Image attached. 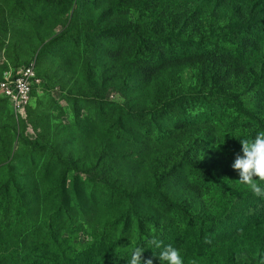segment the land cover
Returning a JSON list of instances; mask_svg holds the SVG:
<instances>
[{
  "label": "rangeland",
  "instance_id": "rangeland-1",
  "mask_svg": "<svg viewBox=\"0 0 264 264\" xmlns=\"http://www.w3.org/2000/svg\"><path fill=\"white\" fill-rule=\"evenodd\" d=\"M83 10L77 12L81 21L88 16ZM63 24L64 17L42 0H0V74L33 62L42 77V86L23 116L0 104L1 139L5 144L13 140V165L20 168L29 162L24 169L32 176H26L24 183L45 170L55 185L56 162L43 151H26L22 146L36 140L54 143L57 153L81 162L67 175L65 199L57 198L46 211L30 196L27 207L40 221L52 215L60 218L70 255L101 240L111 247L107 256L115 264L130 263L131 250L138 246L148 247L141 262L149 251L158 256L160 248L149 245L150 239L160 247L177 249L170 234L183 224L182 216L156 192L177 203L188 199L195 215L217 206L213 187L197 182L185 161L203 162L210 171L231 168L240 151L238 138L251 137L255 131L249 122H235L234 109L222 115L229 105L210 94L212 86H223L238 92L246 108L260 104L251 82H246L252 65L248 54H232V47L219 52L209 43L185 47L183 54L194 57L179 68L180 85L167 91L165 76L158 75L151 61L140 62L127 73L118 64L103 76L102 65L112 68L118 63L117 57L104 52L125 48L126 40L114 35L98 41L100 27L86 59L75 58L74 41L59 37ZM77 68L78 75L84 69L91 77L74 75ZM168 96L176 98L170 106L164 103ZM207 127L210 133L204 135ZM5 153L3 149L1 155ZM92 163L97 170L90 167ZM99 172L109 177V187L97 182ZM60 201L59 214L55 209Z\"/></svg>",
  "mask_w": 264,
  "mask_h": 264
},
{
  "label": "trees",
  "instance_id": "trees-1",
  "mask_svg": "<svg viewBox=\"0 0 264 264\" xmlns=\"http://www.w3.org/2000/svg\"><path fill=\"white\" fill-rule=\"evenodd\" d=\"M42 1L64 17L59 37L74 41L73 51L78 55L75 58L85 60L90 54L96 27L102 30L97 35L98 41L114 35L126 40L125 48L104 52L117 57L118 63L112 68L108 63L102 65L103 76L108 69L115 71L118 64L127 73L140 62L151 61L156 64L158 75L165 76L164 88L171 91L181 83L179 68L182 63L194 57L184 55L183 48L209 43L215 44L219 52L232 47L234 51H229L232 54L238 56L236 52H239L242 56L247 53L252 65L247 69L246 82H251V90L259 96L260 104H249L246 108L238 92H230L223 86H212L210 94L215 95L218 102L229 105V110H224L222 115L234 109L236 123L244 120L255 127L251 136L264 130V0ZM82 9L88 12L85 21L77 14ZM75 70L76 76L91 77L90 72L86 76L84 69L83 75H78L79 68ZM36 74L40 78L37 70ZM107 80H103L104 87ZM35 93L36 90L32 100ZM175 102L174 96H168L164 103L170 106ZM0 104L9 108L6 102L0 101ZM210 130L207 127L202 133L209 134ZM13 146V140L5 144L0 134V264H115L112 257L107 256L111 247L104 245V240L70 255L67 241L62 238L60 218L52 215L40 221L33 215L34 209L27 207L30 196L35 197L40 209L46 211H50L57 198L65 199L67 175L81 166L80 159L57 153L54 143L29 141L22 145L26 151H43L56 162L57 179L55 185H51L54 182L53 178L49 179L51 172L40 170L33 175V182L24 183L26 176H32L24 169L29 162H22L20 168H15L10 157ZM3 149L6 150L4 157L1 155ZM185 163L191 172L194 171L197 182L207 188L213 187L217 193V206L195 215L194 204L188 199L177 203L161 191L156 192L165 204L182 216L183 224L173 230L170 238L184 264H264V197L253 195L240 184L236 171L230 167L210 171L200 161L190 159ZM90 167L93 171L98 168L93 163ZM96 178L99 184L110 186L106 173L99 172ZM55 211L59 214L63 211L61 201ZM144 260L160 264L157 255L151 251L145 254Z\"/></svg>",
  "mask_w": 264,
  "mask_h": 264
},
{
  "label": "clouds",
  "instance_id": "clouds-1",
  "mask_svg": "<svg viewBox=\"0 0 264 264\" xmlns=\"http://www.w3.org/2000/svg\"><path fill=\"white\" fill-rule=\"evenodd\" d=\"M238 140L240 151L235 155L231 168L236 171L240 184L253 195L264 197V130H258L253 136H244ZM148 244L160 248L157 256L160 264H184L179 250L171 245L160 247V242L155 239H150ZM144 249L148 247L138 246L131 250L130 264H142L141 254ZM143 264H152V261L144 260Z\"/></svg>",
  "mask_w": 264,
  "mask_h": 264
},
{
  "label": "built area",
  "instance_id": "built-area-1",
  "mask_svg": "<svg viewBox=\"0 0 264 264\" xmlns=\"http://www.w3.org/2000/svg\"><path fill=\"white\" fill-rule=\"evenodd\" d=\"M42 85L35 64L4 72L0 78V101L6 102L11 112L23 116L32 103V93Z\"/></svg>",
  "mask_w": 264,
  "mask_h": 264
}]
</instances>
